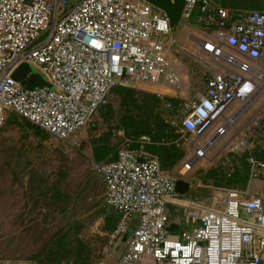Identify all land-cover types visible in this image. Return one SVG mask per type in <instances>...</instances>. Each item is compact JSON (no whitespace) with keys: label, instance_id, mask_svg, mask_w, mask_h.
<instances>
[{"label":"built area","instance_id":"2783aa9c","mask_svg":"<svg viewBox=\"0 0 264 264\" xmlns=\"http://www.w3.org/2000/svg\"><path fill=\"white\" fill-rule=\"evenodd\" d=\"M182 18L203 33L190 37L211 63L203 90L193 96L175 66L180 47L169 19L147 0H0V128L14 113L53 139L73 144L108 103L113 87L174 91L178 97L169 98L179 103L167 120L179 134L175 142L192 151L180 167L160 166L145 149L153 143L149 135L126 138L120 130L116 159L92 161L104 183L105 204L120 214L112 237L121 236L137 218L116 264H264V194L211 186L224 197L213 206L189 202L198 226L176 240L167 238L166 205L180 197L176 180L206 186L193 167L264 92V12L232 10L216 0H185ZM22 63L35 67L52 87L24 88L12 77ZM149 92L165 109L172 107L163 92ZM258 132L264 135L262 128ZM254 146L246 136L234 147L240 155ZM247 162L248 181L264 177V161L250 155ZM143 255L152 260L142 262Z\"/></svg>","mask_w":264,"mask_h":264},{"label":"rangeland","instance_id":"374dc122","mask_svg":"<svg viewBox=\"0 0 264 264\" xmlns=\"http://www.w3.org/2000/svg\"><path fill=\"white\" fill-rule=\"evenodd\" d=\"M192 34L203 35L192 24L180 23L175 36L180 47L178 55L192 82L193 96V93L203 90L211 63L208 56L192 52L195 45L190 37ZM170 59L173 60V57ZM109 103L115 107L113 118L105 121L97 114L77 133L73 144L59 142L51 136L40 140L28 130L19 129L18 125L9 122L3 124L0 129V264H34L28 258L57 230L68 232L71 239L77 234L85 240L92 249L94 264L109 258L115 238L101 231L103 209L109 208L104 202V183L92 168L94 160L91 148L93 139L109 128L112 129L111 145L117 148L122 143L123 136L114 129L119 111L116 94H110ZM240 104L237 102V106ZM247 106L227 133L214 142L207 157L193 167L192 172L196 176L199 171L204 173L220 163L230 167V160L233 159L230 154L238 152L234 146L246 136L253 144L264 143L263 139L257 137V132L261 128L264 130V92L257 94ZM230 114V110L225 112L227 117ZM252 125L258 128L256 133L251 129L250 134L248 131ZM192 140L189 138L186 143ZM183 148L185 150L187 146ZM191 152L185 150L184 157ZM54 186H58L66 195L56 204L51 201ZM209 190L198 196L207 204L213 195V189ZM215 191L217 199L221 200L223 192ZM79 225L80 229L76 232Z\"/></svg>","mask_w":264,"mask_h":264},{"label":"trees","instance_id":"16d2710c","mask_svg":"<svg viewBox=\"0 0 264 264\" xmlns=\"http://www.w3.org/2000/svg\"><path fill=\"white\" fill-rule=\"evenodd\" d=\"M216 2L220 6L228 7L232 10L240 9L237 8L240 4L245 5L247 9L264 12V0H216ZM190 23H196V14L192 16ZM111 93L116 94L119 101L118 119L117 124L114 126L115 131H122L123 136L126 138H138L144 134L149 135L153 143L146 145L145 149L157 157L163 169L173 170L185 155L184 149L175 142L179 137L176 128L167 120L176 112L179 100L176 98H165V101L172 103L170 109H165L163 101L158 99L154 93L146 90L117 85L111 89ZM114 113L115 107L109 101L106 105L100 107L97 112L105 121L111 120ZM5 122L18 125L21 130H28L30 134L40 140L49 136L43 129L14 113L8 114ZM111 133L112 129L109 128L107 132L93 139L91 148L95 162L116 159L118 147L114 148L111 145ZM260 139L264 140V135ZM230 155L233 157L230 160V167H225L220 163L218 166L209 168L204 173L199 171L198 175H200L205 185L244 190L248 183L247 158L252 155L264 161V146L255 145L250 152L246 151L240 155ZM206 191L205 188H194L191 190L189 197L196 198ZM65 198L66 195L59 190L58 186H54L51 194L52 203L56 204ZM107 207L109 209H103L102 212L103 226L101 231L112 237L118 225L120 214L113 208ZM79 229L80 225L76 232ZM91 256L92 249L85 240L77 234L71 239L68 232L57 230L28 259L34 264H63L68 262H71V264H94Z\"/></svg>","mask_w":264,"mask_h":264},{"label":"crops","instance_id":"0c3cea01","mask_svg":"<svg viewBox=\"0 0 264 264\" xmlns=\"http://www.w3.org/2000/svg\"><path fill=\"white\" fill-rule=\"evenodd\" d=\"M237 8H240L241 10H255V9H247L245 7V5H240V4H239V6ZM199 36H203V35L201 34ZM192 52H200L201 54L206 55L205 52L201 51V49H200L198 44H195L192 47ZM208 59L210 60V58H208ZM176 62H177V64L175 66H176V68H177L182 80L185 83H190L191 86H192V82H191L190 78H188L186 66L183 65V63L181 62L180 56L175 59V63ZM140 88L141 89H145V90H149V91H161L165 95H167L168 97H171V96L172 97L173 96L178 97L177 94L174 91L169 90V89H167V88H165L163 86H147V85H145V86L143 85L142 86L141 85ZM192 89H193V86H192ZM187 91H188V89H187ZM187 91L185 90L179 96H181L182 98L186 97L187 96ZM236 104H235V106H236ZM242 114H240V116ZM254 127H255V125L251 126V128H254ZM250 130L251 129H249V133L251 134ZM257 134H258L257 137H261L259 135V132H257ZM255 137H256V135H255ZM257 139H259V138H257ZM255 145L256 146L257 145L264 146V143L263 144H258V142L257 143L255 142ZM183 158H185V157H183ZM185 160H186V158L183 159L181 162H184ZM179 164H180V162H179ZM194 188L195 187H193L192 184H191V190L194 189ZM200 188H205V190L207 188H209L211 190L213 189V191H211L213 195H211L210 203L207 204V203H204L202 201L204 204H206L208 206H210V205L213 206V203L216 202V200H218L217 199V192L215 191L217 189L212 188L211 186H208V185L200 187ZM209 189H207V192L210 191ZM191 190L189 191V193L186 196H180L178 200L169 201L167 203V205H166L167 206V212H168L167 238H169V239L176 240V239L180 238L181 233L186 232V231H191L192 229L197 227L198 224H199L198 220L189 214L192 211V209L190 207H188L189 206V202L196 201V198H198V197H196V198L189 197V194H190ZM244 190H246L249 194H264V177H259V178H254L252 180H249L247 185H246V187L244 188ZM223 195H224V193H223ZM197 200L201 201L199 198ZM216 204L217 203H215V205ZM246 217H249V216H246ZM118 237L115 238V241L117 240ZM114 244H115V242H114ZM108 259L109 258H107L105 261L100 262L98 264H116V259L117 258L114 259V261L111 262V263L107 262ZM151 260H152V258L149 255H143L141 257V261L142 262H149Z\"/></svg>","mask_w":264,"mask_h":264},{"label":"water","instance_id":"95a60500","mask_svg":"<svg viewBox=\"0 0 264 264\" xmlns=\"http://www.w3.org/2000/svg\"><path fill=\"white\" fill-rule=\"evenodd\" d=\"M153 5L162 9L168 19L169 25L171 28V33L176 34L177 28L180 26V23H183L182 10L185 5V0H147ZM182 25V24H181ZM12 77L18 81L24 88L33 89L35 87H52L44 75L39 72L35 67L28 63L20 64L12 74ZM191 190V183L185 179H177L175 182V192L179 196H186ZM137 218H131L125 232L117 238L111 254L109 255L108 263H111L116 259V262L119 256L122 253L124 246L126 245L128 239L132 235V232L136 226Z\"/></svg>","mask_w":264,"mask_h":264},{"label":"bare ground","instance_id":"6f19581e","mask_svg":"<svg viewBox=\"0 0 264 264\" xmlns=\"http://www.w3.org/2000/svg\"><path fill=\"white\" fill-rule=\"evenodd\" d=\"M251 129H252V128H251ZM240 141H242V139H241Z\"/></svg>","mask_w":264,"mask_h":264}]
</instances>
